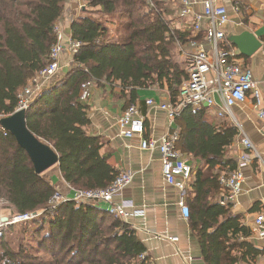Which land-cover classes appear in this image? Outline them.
<instances>
[{
	"label": "trees",
	"instance_id": "obj_1",
	"mask_svg": "<svg viewBox=\"0 0 264 264\" xmlns=\"http://www.w3.org/2000/svg\"><path fill=\"white\" fill-rule=\"evenodd\" d=\"M80 1L84 7L70 24V37L80 47L67 73L54 76L25 111V120L27 128L57 153L55 166L64 184L96 190L108 186L118 171L100 153V137L87 132L89 106L80 99L81 83L118 88L127 107L138 100L139 89L152 87L167 89L175 102L187 79L177 41L185 42L192 34L172 28L177 16L171 0H154L155 7L147 0ZM66 2L0 0V119L15 111L28 80L50 63V48L57 41L53 28ZM112 26L116 31L125 27L126 38ZM218 120L210 117L207 106L187 107L174 119L176 148L192 159L184 198L187 221L205 264L253 262L264 255V247L247 241L252 229L232 211V204L218 201L223 191L220 176L236 168L227 151L240 135L232 122ZM58 190L48 169L36 174L27 152L0 126V202L12 215L42 211L2 229L0 264H133L145 253L135 230L103 203L69 200L51 211L48 202ZM31 223L37 227L35 250L22 245L11 249L5 231ZM43 229L47 231L42 234ZM138 262L150 263L147 256Z\"/></svg>",
	"mask_w": 264,
	"mask_h": 264
},
{
	"label": "crops",
	"instance_id": "obj_2",
	"mask_svg": "<svg viewBox=\"0 0 264 264\" xmlns=\"http://www.w3.org/2000/svg\"><path fill=\"white\" fill-rule=\"evenodd\" d=\"M203 1L194 0L193 9L201 12ZM215 2L224 6L229 16L222 44L234 48L238 53L237 62L250 69L264 105V0H215ZM83 7L84 2L80 0H67L64 13L57 21L63 33L65 47L70 37L71 21L78 16ZM189 21L174 17L171 25L174 29L192 32ZM244 31L249 32L261 42V47L250 56L241 54L229 40L231 36L239 35ZM71 62L72 54L64 49L59 59L60 68L55 77H52L53 80L64 76ZM118 95V88L93 85L91 95L86 102L89 106L90 120L87 132L89 135L100 137L103 143L100 153L108 156V162L117 171L129 170L133 173L131 182L123 189L120 196L114 198V202L128 200L133 204L132 209L129 208L128 211L142 210V213L129 216L126 223L135 230L144 244L145 254L150 262L148 264H205L196 238L190 232L189 223L181 214L178 205L180 192L174 185L165 182L162 176L159 152L140 148L137 137L128 138L119 134L117 120L127 106H125L126 100ZM146 99L166 102L170 100V94L167 89L158 87L138 90V100L132 104L138 106L144 117L145 135L159 137L176 129L174 120L171 121L164 110L146 105ZM231 111L259 156L252 154L251 162L241 168L244 177L242 189L232 204V211L240 214L242 223L252 229L256 215L264 210V133L256 117L252 93H249L246 100L235 105ZM209 114L214 120L230 121L228 116L219 117L215 107H209ZM242 151L238 138L227 153L236 162ZM183 158L192 164L190 157L183 155ZM48 173L53 176L62 193L70 198L74 195L67 184L59 179V172L55 165L48 170ZM100 205L106 209L109 207L106 203ZM169 233L176 234L178 241H170L167 238ZM246 240L259 248L264 247V237L255 233ZM238 264H264V255L253 262Z\"/></svg>",
	"mask_w": 264,
	"mask_h": 264
},
{
	"label": "built area",
	"instance_id": "obj_3",
	"mask_svg": "<svg viewBox=\"0 0 264 264\" xmlns=\"http://www.w3.org/2000/svg\"><path fill=\"white\" fill-rule=\"evenodd\" d=\"M154 0H147L151 7ZM175 8V15L179 18H190L189 25L192 28L190 36L186 37L185 42L177 41L180 57L184 60L187 79L181 84L175 102H156L153 99H146L145 104L151 107H158L164 110L169 119L173 121L185 108L193 107H215L219 117L228 116L239 130V142L243 151L238 155L236 168L228 175L220 176V183L223 188L221 197L218 198L220 204H234L239 195L243 184V173L241 168L249 164L252 154L256 157L258 153L250 139L242 131L236 122L232 108L243 103L248 94L252 93L256 117L260 123V128L264 133V105L256 82L253 80L250 69L242 63L237 62L238 53L230 46H223L225 39V26L229 21L226 8L218 5L215 0H204L203 9L197 12L193 9L194 0H171ZM237 9V7H236ZM57 41L50 48V63L39 71L33 78L29 79L23 91L19 94L18 103L15 111L23 109L26 111L43 93L46 84L59 70V59L64 49L70 54L77 52L80 42L67 39V46L63 43V33L59 24L56 22L53 28ZM200 33L203 36L197 37ZM92 83L82 82L80 85V99L86 101L91 95ZM120 128L119 134L122 137H137L140 141V148L150 151H158L161 160V173L168 184L174 185L180 192L178 205L185 220L188 219L189 209L185 203L186 183L192 176L191 165L184 160L183 154L176 148L178 140V129L166 132L155 137L145 135L144 117L141 115L138 106L131 104L128 106L117 120ZM133 173L129 170H119L114 180L103 189L79 190L69 185L67 187L74 193L70 198L66 194L56 191L49 199L48 207L53 211L62 202L75 200L91 204L106 203L108 210L115 218L126 222L129 216L142 213V210H133L131 201L122 200L114 202V198L122 194L123 189L131 182ZM38 212L15 213L7 217L6 221L1 220L0 215V236L2 229L9 224H18L32 220L41 214ZM253 233L264 237V210L256 215ZM167 238L178 241L174 233H169ZM146 256L142 253L133 264H139Z\"/></svg>",
	"mask_w": 264,
	"mask_h": 264
},
{
	"label": "water",
	"instance_id": "obj_4",
	"mask_svg": "<svg viewBox=\"0 0 264 264\" xmlns=\"http://www.w3.org/2000/svg\"><path fill=\"white\" fill-rule=\"evenodd\" d=\"M229 40L238 48L241 54L250 56L260 47L261 42L249 32L233 35ZM2 129L9 131L20 147L28 154L36 174H40L58 163V155L53 148L36 137L26 125L25 111H14L12 114L0 119ZM6 221V216H1Z\"/></svg>",
	"mask_w": 264,
	"mask_h": 264
},
{
	"label": "rangeland",
	"instance_id": "obj_5",
	"mask_svg": "<svg viewBox=\"0 0 264 264\" xmlns=\"http://www.w3.org/2000/svg\"><path fill=\"white\" fill-rule=\"evenodd\" d=\"M180 19L182 20V18H180ZM185 19L186 20H190V18H185ZM123 26H125V25H123ZM110 28L112 29V31L114 33L115 32L116 33L119 32L120 38H126L127 31H126L125 27L124 28H120L119 31L118 30L116 31V29H115L116 27L115 26H112ZM52 167H50V168H52ZM52 180H53L54 184H56V181L54 180L53 176H52ZM58 189H59V187H58ZM58 191H60V190H58ZM0 215L1 216H6V217H9V216L12 215L10 210L7 208V204L5 202H0ZM47 225H48V223H47ZM36 228L37 227H35L33 225V223L28 224L26 226L25 225L13 226L12 228L7 229L5 231V239L7 240L9 246L11 247V249H13V250H17L18 247L20 245H22L23 247H27L28 250L33 252L35 250V247H36V244H37V240H38L36 237L33 236L34 230ZM45 231H47V229H43L41 233L43 234V232L45 233ZM40 254H43V253H40Z\"/></svg>",
	"mask_w": 264,
	"mask_h": 264
}]
</instances>
